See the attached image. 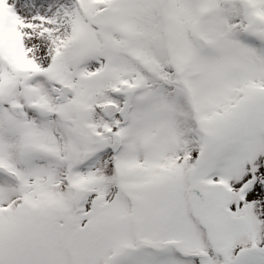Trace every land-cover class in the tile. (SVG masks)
Returning a JSON list of instances; mask_svg holds the SVG:
<instances>
[{
	"label": "snow or ice",
	"instance_id": "1",
	"mask_svg": "<svg viewBox=\"0 0 264 264\" xmlns=\"http://www.w3.org/2000/svg\"><path fill=\"white\" fill-rule=\"evenodd\" d=\"M0 264H264V0H0Z\"/></svg>",
	"mask_w": 264,
	"mask_h": 264
}]
</instances>
